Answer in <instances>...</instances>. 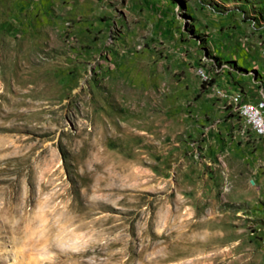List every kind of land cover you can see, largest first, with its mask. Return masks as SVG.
Instances as JSON below:
<instances>
[{"label":"rangeland","instance_id":"obj_1","mask_svg":"<svg viewBox=\"0 0 264 264\" xmlns=\"http://www.w3.org/2000/svg\"><path fill=\"white\" fill-rule=\"evenodd\" d=\"M263 47L264 0H0V264H264Z\"/></svg>","mask_w":264,"mask_h":264},{"label":"crops","instance_id":"obj_2","mask_svg":"<svg viewBox=\"0 0 264 264\" xmlns=\"http://www.w3.org/2000/svg\"><path fill=\"white\" fill-rule=\"evenodd\" d=\"M247 55L251 57L252 59L254 58V56H252L249 53ZM256 63L257 64H251V65L252 67H257V71L259 73V76H261V79L256 81L257 83H255V87L251 85L245 86V84H248L247 83L248 78L243 75L238 76V80L240 81V84L243 85V88L241 90H242V94L244 95V99L242 100L247 101V102L256 101L259 98L264 97V71L260 70L261 65L264 64L263 55L259 60H257Z\"/></svg>","mask_w":264,"mask_h":264},{"label":"bare ground","instance_id":"obj_3","mask_svg":"<svg viewBox=\"0 0 264 264\" xmlns=\"http://www.w3.org/2000/svg\"><path fill=\"white\" fill-rule=\"evenodd\" d=\"M240 101H244V100H240ZM242 113L251 123L255 132L258 135H264L263 129H260L257 116H250L251 113H261V106H258L256 103L247 102L242 106Z\"/></svg>","mask_w":264,"mask_h":264},{"label":"built area","instance_id":"obj_4","mask_svg":"<svg viewBox=\"0 0 264 264\" xmlns=\"http://www.w3.org/2000/svg\"><path fill=\"white\" fill-rule=\"evenodd\" d=\"M261 53L264 57V48H262ZM238 100H242L239 96ZM256 103L258 106H261V113H251L250 116H257L258 118V123L260 125V129H263L264 131V97L259 98L256 101H251Z\"/></svg>","mask_w":264,"mask_h":264}]
</instances>
